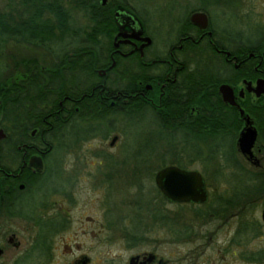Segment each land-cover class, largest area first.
<instances>
[{
    "label": "flooded vegetation",
    "instance_id": "flooded-vegetation-1",
    "mask_svg": "<svg viewBox=\"0 0 264 264\" xmlns=\"http://www.w3.org/2000/svg\"><path fill=\"white\" fill-rule=\"evenodd\" d=\"M91 1L110 37L83 35L81 0H0V47L26 48L0 110V264H264V0ZM169 165L200 172L206 200L164 196Z\"/></svg>",
    "mask_w": 264,
    "mask_h": 264
},
{
    "label": "water",
    "instance_id": "water-1",
    "mask_svg": "<svg viewBox=\"0 0 264 264\" xmlns=\"http://www.w3.org/2000/svg\"><path fill=\"white\" fill-rule=\"evenodd\" d=\"M106 0H102L105 3ZM224 88H227L224 86ZM226 102H232L230 90L221 91ZM243 114V110H240ZM3 133V129H0ZM256 132L251 127H245L239 137V147L243 154L252 155L251 148ZM156 185L164 196L175 201L203 202L207 198L204 180L200 172L186 170L174 165L160 169L155 175Z\"/></svg>",
    "mask_w": 264,
    "mask_h": 264
},
{
    "label": "rangeland",
    "instance_id": "rangeland-1",
    "mask_svg": "<svg viewBox=\"0 0 264 264\" xmlns=\"http://www.w3.org/2000/svg\"><path fill=\"white\" fill-rule=\"evenodd\" d=\"M159 0H134V2L136 3L137 8H141L143 6H145L148 9H153L155 3H158ZM82 19H84V16L82 15ZM84 25V24H83ZM155 38L157 41L160 40L161 38V34H156ZM22 44H15L12 41L8 40L6 42L3 43V46L0 47V80H4L7 77L11 76L10 73V69H11V64H12V59L11 56L14 55V53H17L18 55H20L21 53H25L26 52V48L23 47ZM130 126L128 128H126V123L124 125V127L121 125V127L123 128V132L125 131V143L127 145V147L132 148V147H136L139 146V144L144 143V137L145 134L142 132V130L140 129L138 124H131L129 123ZM159 146V145H158ZM121 146L119 145V148ZM160 147V146H159ZM117 148V147H116ZM123 148V147H122ZM126 151V150H125ZM124 151V152H125ZM153 162L155 163L156 160ZM212 166L209 165V167L207 168V172L206 174L209 176V180L211 181H225V180H229L228 181V187L230 188H235L238 184V179L235 178V171H219L222 172L219 175H213L212 170H210ZM144 179L145 180H149L150 177L147 176V174H144ZM244 178H242V185H245V182H243ZM220 185V184H218ZM222 186V185H221ZM121 195H123V193H121ZM120 196V188L118 185V181L115 180V185H114V193L112 194V201L115 203L117 198ZM259 209H258V216H260V212L262 210L263 205H259ZM262 237L264 238V230H263V235Z\"/></svg>",
    "mask_w": 264,
    "mask_h": 264
},
{
    "label": "trees",
    "instance_id": "trees-1",
    "mask_svg": "<svg viewBox=\"0 0 264 264\" xmlns=\"http://www.w3.org/2000/svg\"><path fill=\"white\" fill-rule=\"evenodd\" d=\"M93 2L91 0H81V6L84 8L87 12H89L92 16H89V19L91 20L90 23H88L86 26L84 25L82 27V33L84 36L88 38H92L93 36L97 35L99 32H107V35L110 37L112 35L111 33V23L108 24L107 21H101L97 16L94 14L96 12V9L93 7ZM89 49H82V51H87ZM14 77L9 76L4 80H0V97H1V103H0V110L4 111V116L9 114L10 108L13 104V99H14ZM20 91L18 92L19 96L18 98L20 99H26V91L25 88L19 87ZM155 142L153 139L147 140V144L145 147L147 148H155ZM166 164V161L161 162V166H164ZM207 171H204L203 174L206 176V179H209V176L206 174ZM213 175L217 176L221 174L222 172L219 171H212ZM248 186V185H247ZM244 186L243 187V195H250V188ZM246 188V189H245Z\"/></svg>",
    "mask_w": 264,
    "mask_h": 264
}]
</instances>
